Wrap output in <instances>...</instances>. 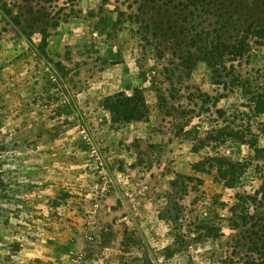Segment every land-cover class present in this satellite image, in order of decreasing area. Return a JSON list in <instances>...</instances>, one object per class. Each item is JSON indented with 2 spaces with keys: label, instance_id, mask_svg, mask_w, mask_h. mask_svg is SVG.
<instances>
[{
  "label": "rangeland",
  "instance_id": "obj_1",
  "mask_svg": "<svg viewBox=\"0 0 264 264\" xmlns=\"http://www.w3.org/2000/svg\"><path fill=\"white\" fill-rule=\"evenodd\" d=\"M141 1L0 0V264H226L228 209L263 173L254 161L231 190L194 171L209 156L241 161L250 150L195 151L217 124L201 114V94L218 88L204 63L190 70L168 44L158 48ZM249 55L239 72L263 82L264 41ZM135 88L149 118L114 125L105 98ZM242 102L238 92L218 107L242 126ZM207 225L224 236L208 238Z\"/></svg>",
  "mask_w": 264,
  "mask_h": 264
},
{
  "label": "trees",
  "instance_id": "obj_2",
  "mask_svg": "<svg viewBox=\"0 0 264 264\" xmlns=\"http://www.w3.org/2000/svg\"><path fill=\"white\" fill-rule=\"evenodd\" d=\"M163 1V0H161ZM142 0L139 6L142 22L152 35L158 48L168 44V50L183 65L192 70L204 63L211 73V82L218 88V95L201 94L202 113L214 114L217 124L199 140L198 152L206 146H247L250 153L241 161L225 155L209 156L193 165L196 172L214 174L215 179L231 190H237L247 170L257 162V170L263 173L259 187L253 192H237L235 202L228 209V228L231 234L226 241V264H264V81L258 77H245L239 72L237 61H249L252 41H264V0ZM177 5L171 6V4ZM172 9L176 12L172 13ZM46 32L42 40L46 42ZM241 94L244 125H237L238 113L229 114L218 105L223 99ZM205 106V107H204ZM104 107L111 114L114 125L143 122L149 118V106L142 89L132 94L124 92L104 100ZM214 107L215 111H212ZM195 113V112H194ZM262 118L257 127L251 120ZM235 121V122H234ZM222 122L223 125L219 123ZM237 125V126H236ZM254 125V124H253ZM1 166V164H0ZM262 170V171H261ZM189 181L199 178L185 177ZM178 180L172 182L176 188ZM0 169V196L6 188ZM5 194V193H3ZM206 228L208 238L219 240L224 236L222 228L211 225ZM171 248H166L168 254ZM138 264H150L146 258H136Z\"/></svg>",
  "mask_w": 264,
  "mask_h": 264
}]
</instances>
